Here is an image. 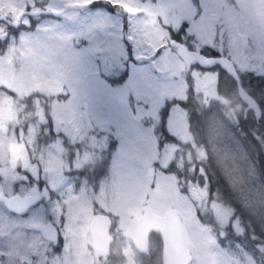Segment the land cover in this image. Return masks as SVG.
Here are the masks:
<instances>
[{
    "label": "rangeland",
    "instance_id": "obj_1",
    "mask_svg": "<svg viewBox=\"0 0 264 264\" xmlns=\"http://www.w3.org/2000/svg\"><path fill=\"white\" fill-rule=\"evenodd\" d=\"M123 2L135 9L126 13V26L121 8L86 6L84 0H4L0 106L8 105L10 110L0 121V176L5 181L0 188L9 192V181L19 178L18 172H28L40 173L54 189L67 182L66 175L87 189V177L80 169L107 158L95 198L105 213L115 217L117 229L127 228L131 217L142 213L145 202L159 214L175 207L191 244V264H264V236L260 235L264 232V178L256 154L239 130L238 99L228 95L231 79L226 73L219 81L215 73H194V81L189 76V65L198 59L196 52L203 44L220 52L223 47L224 56L237 69L264 74V0ZM25 6L37 13L32 20L35 17L38 26H14L19 31L9 32L7 25L14 18L8 10ZM42 9L60 15L42 16ZM184 23L196 37L192 43L197 50L169 46L155 56L168 39L167 30ZM183 39L188 40L187 33ZM125 72L129 76L123 85L112 83ZM191 83L203 106L202 118L191 129L186 109L174 103L164 124L182 142L161 143L156 130L162 120L161 107L171 97H185ZM31 93L39 95L27 98ZM27 102H35L34 107ZM49 124L58 135H52ZM186 142L188 147L180 146ZM21 157H28V162L21 163ZM173 162L177 171L166 173L164 168ZM204 163L214 165L213 173L231 188L249 216L247 222L241 210L224 199L218 185L211 184L207 173L202 182H191L193 176L201 181L199 169L205 172ZM24 175L28 187L37 190L35 176ZM71 194L66 210L35 205L17 220L0 204L3 264L20 263L36 245L46 249L45 240L31 224L49 214L60 220L62 213L67 217L63 245L59 253L51 251L47 261L104 262L107 254L100 252L101 256L89 247L90 222L96 215L91 205L94 197L84 191ZM199 213L206 218L210 214L218 228L201 220ZM150 263L151 259H139L128 240L122 255L109 261Z\"/></svg>",
    "mask_w": 264,
    "mask_h": 264
},
{
    "label": "flooded vegetation",
    "instance_id": "obj_2",
    "mask_svg": "<svg viewBox=\"0 0 264 264\" xmlns=\"http://www.w3.org/2000/svg\"><path fill=\"white\" fill-rule=\"evenodd\" d=\"M30 20H32L31 15H30ZM35 95H39V94H32L31 93V94H28L26 96H35ZM40 95H44V94H40ZM242 97L245 98L244 96H242ZM32 100L34 101V99H32ZM248 102H250V101H248ZM251 103H252V101L250 102V104H246L243 101H239V103H237V105L242 107L245 104L247 106L246 111L252 110L254 116L256 117L255 111L252 109ZM27 105L34 107L35 102H33L30 105L27 102ZM9 110L10 109H9L8 105L0 106V121H1V118L5 115V113L9 112ZM243 112H245V110H243ZM22 113H27V110L25 112H22ZM14 148H16V147H14ZM17 159H19V158H17ZM20 160H21V163H25V162H28L29 158L28 157H21ZM107 166H108L107 158H104L100 162H98L97 164H94V165L90 164V165H87L86 167L80 169L81 174L83 176L87 177V183H86V185L88 186L87 189H82L83 185H79L78 183L73 181L71 175H66V177H68L67 182L64 184H60L61 188L54 189V188H51L46 183V181L41 178L40 173H39V175L35 176L34 173L26 172V173H23V175H22L21 173L18 172L19 178H15L14 180L9 181V184H10L9 192L0 188V204L5 206L7 209V212L13 218H15L17 220V218L19 219V218H22L24 216H27L28 215L27 213L29 211L22 214V213L14 212L9 207V200H10L11 196L14 194H22V195L33 194L35 196L36 202L34 205H32V207L35 205L36 206L40 205L44 209L53 208L55 210V208L62 206L61 208L63 210H66L67 209L66 203H68L70 197L74 196L71 193L84 191L90 197L93 195L94 200L92 201L91 205H94V211L96 213L97 212L98 213L105 212V210L103 208H100V206H99L100 203L95 198V196L98 194V187H100L99 186L100 181H101L103 174L107 170ZM102 169H103V172H102V174L99 175V173ZM24 174H29V175L32 174L35 176L33 179V185L38 186L37 190H33L32 188L28 187L29 186V180L25 177ZM36 177L43 180L44 183L40 182V184L38 185L37 180L35 179ZM4 182L5 181L0 176V184L3 185ZM20 185L22 186V188L20 187ZM216 185H218L219 191L226 198V194L228 192L223 191L222 182L220 183V181H219ZM89 188H91L92 190ZM229 190H231L230 187H229ZM229 201L234 202L232 199H229ZM239 210H241V212L243 213V210H244L243 206L239 207ZM65 217H66V215L64 213H62L60 216V220H54L53 215L49 214L45 220L33 222L31 225L33 226L34 224H36L38 222L52 221L58 227V232H59L58 239L64 240L63 234H62V228L64 227V224L67 220V217L66 218ZM113 220H115L114 216H113ZM90 224H91V222H90ZM115 226H116V220L113 221L112 226H111L112 241H111L110 252L104 257V262L102 264H109L110 259L115 260L116 258H118L119 256L122 255V248L125 244V240H128L132 244V240L124 235V230L126 228L117 229ZM35 230L41 234V236L45 240L44 244H45V246H47V248L43 249V245L42 246L36 245V247L32 251L27 252L26 257L18 264H50L51 261H47V260H49L51 258H46V257H50L51 251H52V253H59L60 252V251L56 250L57 245H58V239L57 240H51L49 238H46L40 229L36 228ZM157 237H158V239L156 242L155 256H153V254L144 255V258H146L147 261H149L151 259V262L155 263V264H163L162 263V243H163L162 237L160 235H157ZM89 247H91V250L100 254L101 251H97L96 249L94 250L93 245L89 246ZM60 249H61V247H60ZM0 258L3 260L1 253H0Z\"/></svg>",
    "mask_w": 264,
    "mask_h": 264
},
{
    "label": "water",
    "instance_id": "obj_3",
    "mask_svg": "<svg viewBox=\"0 0 264 264\" xmlns=\"http://www.w3.org/2000/svg\"><path fill=\"white\" fill-rule=\"evenodd\" d=\"M199 58V53H197ZM229 74L238 77V71L234 61L227 57ZM240 94L246 100L252 101L250 94L246 93L240 86ZM252 106L256 115H261V110L257 101H253ZM85 116H89L88 107H85ZM35 202V196L13 195L10 198V208L18 213H26ZM113 219L107 213H96L90 224L92 243L96 250L103 251L105 254L110 252L112 236L110 233ZM35 228L41 230L46 238L57 240L59 236L58 227L52 222H38ZM159 232L162 236V263L163 264H190L193 259L191 244L187 238L181 214L175 207L166 210L165 213H156L149 203H145L140 215L132 216L129 226L124 230V235L132 239L134 246L140 252H147L150 248L151 232ZM0 264H3L0 258Z\"/></svg>",
    "mask_w": 264,
    "mask_h": 264
},
{
    "label": "snow or ice",
    "instance_id": "obj_4",
    "mask_svg": "<svg viewBox=\"0 0 264 264\" xmlns=\"http://www.w3.org/2000/svg\"><path fill=\"white\" fill-rule=\"evenodd\" d=\"M93 0H84V4L88 6L91 4ZM110 3L114 5L116 8H121L124 13H133L135 12V9H133L130 5L123 2V0H110ZM4 0H0V23L5 22L7 19L6 16H4L2 13L4 12L3 9ZM30 6H25L23 10L17 9V8H11L8 10L9 15H11L14 18V23H9L7 25L8 31L15 34L19 31L18 27L19 25H29L30 23L34 25L35 27L38 26V23L35 20L30 21L29 16H36L37 13H33L29 11ZM49 13H54L55 15H58V13L55 12V10H50ZM27 17V18H24ZM23 19V24L19 23L20 19ZM188 34V40L185 41L183 37L185 34ZM15 35H13L14 37ZM167 41L165 44L161 45L159 48H157L154 52L155 56H159L162 54V50L164 48H168L169 46L172 49H176L179 47H184L187 51H196L197 45L195 43H192V41L196 40V37L191 33L190 31V25L187 23L181 24L178 29H168L167 30ZM5 43H7V33L5 34ZM214 46L209 44H203L199 48V58L195 59L191 62L189 65V76L194 81L195 75L194 73L199 74H210L215 73L217 81L220 80V74L219 70L213 69V66L219 65L229 71L227 66V60H225L223 57L225 55V49L221 47V52L218 55L216 52H212L211 55H209V50L213 48ZM129 76V73L125 72L123 75H121L118 79H115L112 81L113 84H120L123 85L126 80L125 77ZM243 79H246L247 82L252 86V88L255 90L254 92L259 93V99H260V105L261 107H264V74L259 75H253V72H248L245 76L241 77ZM233 84H235V81H232ZM170 114V108L168 106H165L163 109V116L167 117ZM261 122L264 123V116H260ZM256 122L255 117H250L249 120L246 122L248 124L254 125ZM49 128L52 129V135H58L53 125L49 124ZM165 139L166 140H172L174 139L173 136H171L167 129L165 130ZM163 143V142H161ZM261 167L264 168V157H261ZM164 171L166 173H173L177 171V166L175 162L167 165L164 168ZM197 170L194 168L193 172L195 173ZM103 169L100 171L99 175L102 174ZM199 172L201 174V181H197L195 176H193V179L191 182L193 183H199L202 182L204 177V170L199 169ZM37 180V184L39 185L40 182H43V180L39 179L38 177L35 178ZM260 235L264 236V232H261ZM63 245V239H58V245H57V251H60V247Z\"/></svg>",
    "mask_w": 264,
    "mask_h": 264
},
{
    "label": "trees",
    "instance_id": "obj_5",
    "mask_svg": "<svg viewBox=\"0 0 264 264\" xmlns=\"http://www.w3.org/2000/svg\"><path fill=\"white\" fill-rule=\"evenodd\" d=\"M193 1L196 4H198V0H193ZM90 6H105V7H108L110 9L116 8L114 5H112L110 3L109 0H95L94 2H92L90 4ZM124 22H125V26H126V22H127L126 13H124ZM212 52H216L218 55L220 54V51L217 48H211L209 50V55H211ZM215 66H219V65H215ZM219 67H220L219 70H220L221 79H222V77H224L223 76L224 73H226L227 78L231 79V82L229 84L230 89L228 91L229 97H236L238 99V103H239V101H243V98L239 93V85H241L244 88V90L252 96V99H254L258 102L259 107L262 109V115L261 116H264V107H261V105H260L259 93L254 92L255 90L247 82V80L241 78V77L245 76L248 72H253V75H259L258 72H255L251 69H242L241 70L238 68L239 77L234 78L232 75H230L226 71V69H224L221 66H219ZM232 81H235V84H233ZM196 96H197V93L195 92L194 87L191 83L189 86L187 95L185 97H183V98H172L171 97V99H168L166 101V103L161 107L162 120H161V122H159L157 124V128H156L157 132L160 135L159 138H160L161 142H163V143L164 142H170V140L165 139V130L167 128L165 127L164 123H165L167 117L163 116L164 107L168 106L170 108L174 103H178V104L182 105L185 109H187L190 123L193 126L194 124H197L196 123L197 119L200 120L202 118V115H203V106H200L198 104ZM246 109H247V106L244 104V106H242V107L240 106V109L238 110V117L240 119L239 130L241 131V134L243 135L244 139L248 140L247 145L252 150V153L254 155L256 154V159H257L258 165L260 166V170H261V172L263 174V178H264V168L261 167V157H264V147L262 148V145H264V123L261 122L260 117L256 118L254 116L252 110L246 111ZM243 110H245V112H243ZM250 117H255L256 122L254 125L246 123ZM171 136H173V135H171ZM175 140H176V138L174 137V139H172L171 141H175ZM183 146L188 147L189 145L186 144ZM257 152H258V154H257ZM206 167H207V170L209 173V177L212 178L213 174L215 176L212 184H215V183L217 184L219 181H220V183L223 182L224 185L222 184V186H223L222 189H223V191L228 192V194H226V197H228L229 199H232L234 202H231L228 199H226V201L229 202L232 206L236 207L237 209H239V206L242 207V205H240L238 202L239 200L234 196L232 191L229 190V187L227 186L226 182H224V180L221 178V176H219V175L216 176L217 174L215 172L213 173L212 169L214 167L213 166H206ZM243 214L245 215V217L247 219H249V216H248L247 212H245V210H243ZM214 226L216 228H218L216 223H214ZM157 235H159V234L157 232H154L151 236L150 254H155V247H156V242L158 239ZM141 255L142 254H140V260H142Z\"/></svg>",
    "mask_w": 264,
    "mask_h": 264
},
{
    "label": "bare ground",
    "instance_id": "obj_6",
    "mask_svg": "<svg viewBox=\"0 0 264 264\" xmlns=\"http://www.w3.org/2000/svg\"><path fill=\"white\" fill-rule=\"evenodd\" d=\"M233 193V192H232ZM228 194V193H227ZM239 202V201H238ZM239 204L241 205V203L239 202ZM240 207V206H239Z\"/></svg>",
    "mask_w": 264,
    "mask_h": 264
}]
</instances>
